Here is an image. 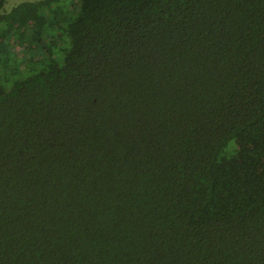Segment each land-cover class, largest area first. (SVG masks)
<instances>
[{"label":"trees","instance_id":"obj_1","mask_svg":"<svg viewBox=\"0 0 264 264\" xmlns=\"http://www.w3.org/2000/svg\"><path fill=\"white\" fill-rule=\"evenodd\" d=\"M0 0V264H264V0Z\"/></svg>","mask_w":264,"mask_h":264},{"label":"rangeland","instance_id":"obj_2","mask_svg":"<svg viewBox=\"0 0 264 264\" xmlns=\"http://www.w3.org/2000/svg\"><path fill=\"white\" fill-rule=\"evenodd\" d=\"M25 1H35V0H5L2 9L5 11H9L15 5H17L21 2H25Z\"/></svg>","mask_w":264,"mask_h":264}]
</instances>
